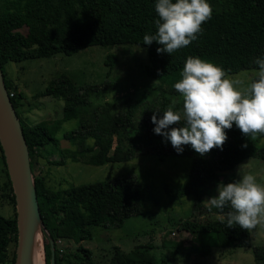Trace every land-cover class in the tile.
I'll return each mask as SVG.
<instances>
[{
    "label": "trees",
    "instance_id": "1",
    "mask_svg": "<svg viewBox=\"0 0 264 264\" xmlns=\"http://www.w3.org/2000/svg\"><path fill=\"white\" fill-rule=\"evenodd\" d=\"M155 3L156 0H0V62L9 92L14 93L11 98L22 122L33 171L36 172L40 158L48 159L46 147L59 144L61 138L57 134L62 123L70 119H78L79 126L64 133L62 138L76 144L77 149H61L62 158L71 156L78 161L83 155L87 156L88 164L104 165L142 154L178 152L171 143L166 146L164 137L154 132L156 125L152 123V116L136 118L138 101L120 96L94 107L90 100L94 86L78 85L67 72L53 78L40 94L62 99L63 117L30 124L17 109L20 107L23 111V94L7 79L5 65L10 61L73 54L94 45H140L147 47L149 53L144 74L172 88L181 78L188 56L210 61L227 73L258 69L255 60L264 57V0H226L223 10L212 9L211 19L202 25L195 41L170 55L158 54L157 48L161 45L155 41L151 45L144 43V35L157 32ZM25 27L26 33L21 31ZM117 59L110 55L108 63L113 65ZM172 88L167 87L168 92L177 93ZM163 111L165 107L157 113L158 118ZM226 131L228 139L222 150L215 148L201 156L187 145L178 153L191 156L193 165L185 185L169 192L174 199L194 194L198 213L231 211L230 206L222 210L205 206L203 194L219 181L226 184L237 180L234 175L223 173L247 158L258 153L264 159V146L259 148L256 138L243 135L235 124ZM35 178L43 221L55 240L56 264H160L152 251V243L129 251L115 246L99 259L80 243L93 239L96 227H122L128 218L144 214L145 188L136 177L107 178L68 188L52 186L43 174L35 173ZM0 179V197L14 208L12 216L0 215V264H14L18 239L16 198L1 143ZM171 225L192 232L203 247H208L207 252L212 247H246L250 242V232L238 225L229 228L227 219L205 222L186 219L171 221ZM72 241L77 243L76 247L67 246ZM45 246L52 254L49 239ZM199 251L207 254L205 248ZM255 258L264 264V247L255 249Z\"/></svg>",
    "mask_w": 264,
    "mask_h": 264
},
{
    "label": "rangeland",
    "instance_id": "2",
    "mask_svg": "<svg viewBox=\"0 0 264 264\" xmlns=\"http://www.w3.org/2000/svg\"><path fill=\"white\" fill-rule=\"evenodd\" d=\"M208 2L212 9L220 11L225 8L226 0ZM21 31L26 33L27 28H22ZM110 55L118 58L113 65L108 63ZM148 64L149 53L145 46L94 45L73 54L57 53L50 57L10 61L6 63L5 70L9 84L24 96L23 111L20 107L17 109L32 125L42 120H58L63 117L64 101L40 94L53 78L64 72L74 77L78 85L94 86L93 94L90 96L94 107L105 101H115L121 96L127 97L129 101H138L139 110L136 118L151 117L163 107L166 110L173 105V101L174 107H178L175 111H180L182 109L180 94L168 83L147 77L143 69ZM256 71H258L256 68L242 69L228 75L231 78L243 79L247 83L255 79ZM167 87L177 93L171 94ZM165 103L168 106H164ZM78 126V119L62 123L57 134L61 138L59 144L51 143L46 147L45 154L48 159L40 158L41 162L34 174L46 175L49 183L56 188L129 176L136 177L145 188L144 214L128 218L122 227H96L93 239L81 240L80 243L91 249L96 259L109 254L115 246L129 251L138 245L152 243L154 247L152 251L160 264H259L255 258V249L264 247V220L250 231L248 246L236 249L212 247L209 252L208 247H203L202 241L192 232L180 230L178 225H171V221L186 219L196 222L216 218L227 219V213L196 212L194 194L174 199L169 192L180 189L187 182L193 165L191 156L168 152L149 153L127 161L109 162L104 165L88 164L85 162L87 156L83 155L78 161L73 160L71 156L62 158L61 149H77L76 144L62 137L64 133L71 132ZM180 126L177 124L172 127ZM255 138L259 148L264 146V135H257ZM165 143L167 146L171 142ZM244 164L241 171L253 174L258 183L264 184V159L258 153L223 173L224 176L234 175L237 180L240 179L239 168ZM220 182L222 181L207 189L203 194V202L218 195L217 187ZM13 214V206L0 197V215L10 217ZM41 239L46 264H51L52 255L45 246L49 239L45 231L42 232ZM75 244L77 243L74 241L68 245L64 243V247L66 245L76 247ZM197 248H205L207 254Z\"/></svg>",
    "mask_w": 264,
    "mask_h": 264
},
{
    "label": "clouds",
    "instance_id": "3",
    "mask_svg": "<svg viewBox=\"0 0 264 264\" xmlns=\"http://www.w3.org/2000/svg\"><path fill=\"white\" fill-rule=\"evenodd\" d=\"M155 11L157 32L144 35V43L151 45L155 41L161 45L158 54L169 55L195 41L202 25L212 16L208 0H156ZM255 63V79L246 83L231 78L210 61L188 56L181 78L174 84L182 109L175 111L173 101L162 117L153 114L154 132L170 141L178 153L190 145L201 156L215 148L222 150L228 139L226 130L234 124L247 137L264 135V57H258ZM177 124L182 126L170 127ZM244 166L239 168L240 179L220 182L218 195L203 203L221 210L230 206L227 226L238 225L250 232L264 220V184L258 183L253 174L242 172Z\"/></svg>",
    "mask_w": 264,
    "mask_h": 264
},
{
    "label": "water",
    "instance_id": "4",
    "mask_svg": "<svg viewBox=\"0 0 264 264\" xmlns=\"http://www.w3.org/2000/svg\"><path fill=\"white\" fill-rule=\"evenodd\" d=\"M0 143L16 198L18 239L14 264H33L37 237L41 236L43 231L47 233L52 247L51 264H56L55 240L50 236L43 221L29 146L6 84L1 62Z\"/></svg>",
    "mask_w": 264,
    "mask_h": 264
},
{
    "label": "bare ground",
    "instance_id": "5",
    "mask_svg": "<svg viewBox=\"0 0 264 264\" xmlns=\"http://www.w3.org/2000/svg\"><path fill=\"white\" fill-rule=\"evenodd\" d=\"M37 237V247L34 252L33 264H44V249L41 236Z\"/></svg>",
    "mask_w": 264,
    "mask_h": 264
},
{
    "label": "built area",
    "instance_id": "6",
    "mask_svg": "<svg viewBox=\"0 0 264 264\" xmlns=\"http://www.w3.org/2000/svg\"><path fill=\"white\" fill-rule=\"evenodd\" d=\"M10 93V96L12 97V96H14V93L13 92H9Z\"/></svg>",
    "mask_w": 264,
    "mask_h": 264
}]
</instances>
